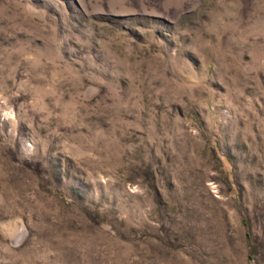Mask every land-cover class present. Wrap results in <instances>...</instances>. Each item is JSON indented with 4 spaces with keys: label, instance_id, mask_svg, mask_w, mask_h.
<instances>
[{
    "label": "rangeland",
    "instance_id": "rangeland-1",
    "mask_svg": "<svg viewBox=\"0 0 264 264\" xmlns=\"http://www.w3.org/2000/svg\"><path fill=\"white\" fill-rule=\"evenodd\" d=\"M0 264H264V0H0Z\"/></svg>",
    "mask_w": 264,
    "mask_h": 264
}]
</instances>
